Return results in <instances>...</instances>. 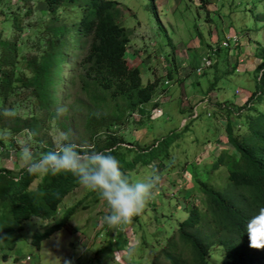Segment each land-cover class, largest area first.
Segmentation results:
<instances>
[{"label":"rangeland","instance_id":"rangeland-1","mask_svg":"<svg viewBox=\"0 0 264 264\" xmlns=\"http://www.w3.org/2000/svg\"><path fill=\"white\" fill-rule=\"evenodd\" d=\"M15 2L19 0H0V8L6 11ZM117 2L121 23L129 32L125 58L130 65L138 66L142 82L155 76L158 84L144 106L145 114L132 111L127 119L111 128L132 145L128 150L122 144L118 146L119 151H126L121 164L136 160L132 167L122 171L130 180L158 174L161 179L155 194L132 223L111 227L105 220L110 215L107 203L79 184L62 197L51 217L31 216L18 223L12 221L0 231V264H65L66 260L72 264H149L153 251L186 215L189 206H202L200 181H225L222 169L212 171L210 165L221 148L226 147L227 120L233 119L235 131L245 129L235 116L239 113L236 106L253 89L254 71L246 66L247 61L251 62L249 57L243 59L245 63L237 64L233 56L224 59L221 53L226 47L222 41L227 31H243L241 38H246V42L241 40V44L246 43L244 53L248 56L252 48L256 49L251 41L263 45L264 0H206L205 7L199 0ZM24 7L29 12L21 16L23 28L18 50L25 54L36 49L48 14L43 0L26 1L20 12ZM2 16L0 36L7 37L13 29ZM210 47L217 49L211 52ZM207 53L210 63L204 65L202 58ZM197 66L202 67L196 70ZM68 69L67 64L63 65L64 73ZM75 77L68 79L64 88H58L61 101L55 113L58 107L65 111L55 119L65 125L52 117L37 139L23 131L4 134L0 165L16 172L24 165L19 159L23 145L30 144L33 152L40 155V146L47 140L53 147L58 146L63 133H69L77 144L89 145V132L83 124L87 101ZM212 80L214 85L209 88ZM250 110L264 113V93ZM74 203L60 228L42 238L38 246L32 244L33 233L56 220ZM212 251L215 255L219 248L215 246Z\"/></svg>","mask_w":264,"mask_h":264},{"label":"trees","instance_id":"trees-1","mask_svg":"<svg viewBox=\"0 0 264 264\" xmlns=\"http://www.w3.org/2000/svg\"><path fill=\"white\" fill-rule=\"evenodd\" d=\"M26 1L10 3L6 11L0 8L3 20L13 29L10 36H0V146H4V134L23 131L39 138L47 121L58 118V88H64L74 75L87 101L83 124L89 132V145H78L111 150L124 162L126 151H119L118 146L122 144L128 150L132 145L118 137L111 126L127 119L132 111L146 113L144 106L154 94L158 78L142 82L138 66L127 62L124 52L129 32L121 23L117 0H43L48 18L37 37L36 49L24 54L18 44L21 16L29 12L28 7L20 12ZM205 1L199 0L200 5L204 7ZM254 53L259 58L253 67L254 87L236 106L239 113L235 116L245 129L237 132L232 129L233 119L227 120L226 147L210 165L212 171L222 169L225 181H200L202 206H189L153 251L149 264H264V250L250 248L246 232L249 218L264 208V113L250 110L264 93V46L256 45ZM66 64L69 69L64 73ZM5 109L15 115H4ZM53 148L47 140L39 152ZM135 161L121 167H132ZM79 184L70 174L29 175L24 165L16 172L0 165V231L12 221L51 217L62 197ZM74 205L33 233L32 244L38 246L42 238L60 228ZM215 246L219 251L214 255Z\"/></svg>","mask_w":264,"mask_h":264},{"label":"clouds","instance_id":"clouds-1","mask_svg":"<svg viewBox=\"0 0 264 264\" xmlns=\"http://www.w3.org/2000/svg\"><path fill=\"white\" fill-rule=\"evenodd\" d=\"M64 111L63 107H58L57 115ZM4 115L14 116L15 112L5 109ZM19 159L29 175L74 176L82 186L107 203L110 215L105 220L111 227L132 223L133 218L139 216L152 200L161 179L153 172L145 179L130 180L111 150L84 148L73 142L69 133H63L58 146L40 155L33 152L30 144L23 145ZM246 232L249 247L264 250V208L249 218ZM65 264H72V261L66 260Z\"/></svg>","mask_w":264,"mask_h":264},{"label":"crops","instance_id":"crops-1","mask_svg":"<svg viewBox=\"0 0 264 264\" xmlns=\"http://www.w3.org/2000/svg\"><path fill=\"white\" fill-rule=\"evenodd\" d=\"M205 7V5H204ZM230 31H227L226 34H229ZM225 34V35H226ZM248 39H251L250 36L248 35ZM241 40H245L246 42V38H240V44H238L235 48H230V49H227L224 50V54L221 53L222 57H224V59H227V58H231L233 56V58L237 59L239 57V55H242L244 54L245 55V58H248V60H251V62H246V66L250 69L254 67V65L259 61V58L257 56H255V48H252L250 50V56H248L249 54L248 53H244L246 51V43L244 45H242V41ZM253 42L255 45H258L259 43L255 40L251 41ZM242 43V44H241ZM260 45V44H259ZM264 46V44L262 45ZM217 52V51H216ZM220 55V54H219ZM221 58V57H220ZM215 63V62H214ZM242 63H245V62H242Z\"/></svg>","mask_w":264,"mask_h":264},{"label":"built area","instance_id":"built-area-1","mask_svg":"<svg viewBox=\"0 0 264 264\" xmlns=\"http://www.w3.org/2000/svg\"><path fill=\"white\" fill-rule=\"evenodd\" d=\"M244 34L243 31H239V32H233V33H229L226 34L224 37V40L222 41V46L226 47L227 49L230 48H235L238 44H240V38L241 36ZM217 48L214 47H210V51L213 52L215 51ZM209 52V51H208ZM209 53L206 54V56H204L202 58L203 64L204 65H209L210 63V59H209ZM245 58V55H239V57L236 59V64L237 63H241L243 62V59ZM202 66H197L196 70H200ZM235 70H238V67L235 66L234 68ZM166 82V80H165Z\"/></svg>","mask_w":264,"mask_h":264}]
</instances>
